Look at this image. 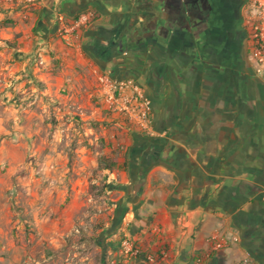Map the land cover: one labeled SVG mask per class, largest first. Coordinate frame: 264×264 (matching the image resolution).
<instances>
[{"label": "crops", "instance_id": "0c3cea01", "mask_svg": "<svg viewBox=\"0 0 264 264\" xmlns=\"http://www.w3.org/2000/svg\"><path fill=\"white\" fill-rule=\"evenodd\" d=\"M244 2L228 0L227 7L241 17ZM87 10L95 19L67 45L57 35V15L71 20ZM0 41L16 48V78L38 84L46 100L18 115L23 150L11 158L40 156L36 145L47 142L50 122H44L52 116L61 136L46 144L50 162L65 160L68 170V157L81 162L103 155L116 164L100 167L95 230L88 223L83 232L49 228L55 202L48 194L60 187L54 182L26 188L37 195L30 216L35 264H54L62 253L68 255L64 264H144L146 255L162 250L167 257L156 264H192L196 257L201 264L243 258L264 264V82L237 57L202 53L184 0L4 1ZM37 50L47 56L44 68L36 65ZM96 73L142 87L151 102V132H134L116 120L114 128L98 125L102 134H96ZM61 139L77 144L75 153L60 152ZM89 142L100 148L94 156ZM4 210L0 223L10 224V206ZM216 237L237 242L212 251L210 239ZM124 241L140 254H126Z\"/></svg>", "mask_w": 264, "mask_h": 264}, {"label": "rangeland", "instance_id": "374dc122", "mask_svg": "<svg viewBox=\"0 0 264 264\" xmlns=\"http://www.w3.org/2000/svg\"><path fill=\"white\" fill-rule=\"evenodd\" d=\"M4 26L10 27V25ZM15 50L16 48L12 42L0 41V159L4 161L0 164V215H5L7 211L4 210V207L9 206L12 214L10 224L0 223V230L3 231V237H0V264H35L34 259L38 258V254L34 250L36 241L31 236L34 226L30 216L31 203L37 195H33V192H29L26 188L37 187V185L47 188L54 182H57V186L60 187L58 192L48 194L55 202L53 213L50 216L51 225L49 228L62 230L71 226L73 230L83 232L84 224L88 223V228L95 230L98 227L94 217L97 213L96 205L99 203L103 192V178L100 171L103 163L100 164V161L108 160L103 155L81 162L68 157L66 164L68 170L62 167L65 160H59V163L50 162L45 157L49 152L46 144H50L51 131L53 127H57L58 123L57 118L52 116L44 122V124L50 122L46 135V137L48 136L47 142L36 145V147L40 146V156L28 159L27 156H22V153H19V156L15 159L11 158L14 151L22 152L23 150L18 145L19 142L16 136L19 131L17 125L18 115L21 112L22 114L33 112L46 102L42 94L39 102L26 106L38 84L20 81L19 78H16L18 71L13 57ZM97 106L100 120L95 121L97 125L94 127L96 128V134L101 135L102 127L114 128V121L122 120L108 115L101 102ZM53 111L55 112V110ZM76 117L78 118V116ZM100 124H102V127L98 126ZM124 124L127 126L126 123ZM57 146L61 148L60 152L65 150L67 154L70 152L75 153L74 150L77 144L72 146L61 139L57 142ZM96 147L99 148L93 142H89L87 145L93 156ZM4 157L9 158L4 160ZM78 162L88 166L89 171L80 170L82 165H77ZM10 167L13 170L12 172H9ZM39 169H41L40 173L36 174ZM42 192L44 193L43 196L47 197V193ZM19 218L20 221H17ZM43 242L46 245V242ZM67 257V254L62 253L55 257L53 262L54 264H64Z\"/></svg>", "mask_w": 264, "mask_h": 264}, {"label": "built area", "instance_id": "2783aa9c", "mask_svg": "<svg viewBox=\"0 0 264 264\" xmlns=\"http://www.w3.org/2000/svg\"><path fill=\"white\" fill-rule=\"evenodd\" d=\"M11 2L15 5H36L45 0H0ZM95 19V13L91 10L81 12L71 20H66L64 16L57 15V35L70 45L73 37ZM243 20L247 35L248 59L250 61L254 75L264 82V0H247L243 10ZM35 62L39 68L47 66V56L41 51L35 52ZM96 93L108 115L120 118L130 129L148 133L152 131L150 123L151 105L144 91L133 79H117L106 74L96 73ZM24 98V97H23ZM42 98L41 89L35 87L31 99L26 106H31ZM61 133L57 127H53L51 138L58 140ZM37 170L36 174L40 173ZM228 241L237 242L236 237L229 240L224 237L210 239L212 251H219L225 248ZM123 249L126 254L137 257L140 249L132 246L128 241L123 242ZM167 254L164 250L158 256L146 255L144 264H156L164 260ZM201 257L194 258L192 264H201ZM235 264H251L248 258L238 260Z\"/></svg>", "mask_w": 264, "mask_h": 264}, {"label": "flooded vegetation", "instance_id": "af4514ba", "mask_svg": "<svg viewBox=\"0 0 264 264\" xmlns=\"http://www.w3.org/2000/svg\"><path fill=\"white\" fill-rule=\"evenodd\" d=\"M246 1L242 5L240 17L227 7L228 0H184L189 17L192 18L193 35L198 38L204 55L217 59L237 57L238 61L243 60L251 67L243 20Z\"/></svg>", "mask_w": 264, "mask_h": 264}, {"label": "trees", "instance_id": "16d2710c", "mask_svg": "<svg viewBox=\"0 0 264 264\" xmlns=\"http://www.w3.org/2000/svg\"><path fill=\"white\" fill-rule=\"evenodd\" d=\"M127 127L129 128L128 125H127ZM101 163H103L102 168H105V169H108V170H111L113 167H116V164H114V163H110L109 161L101 160V161H100V164H101Z\"/></svg>", "mask_w": 264, "mask_h": 264}]
</instances>
